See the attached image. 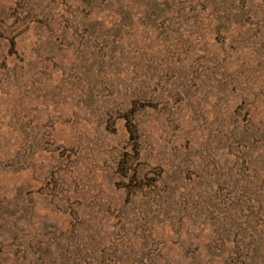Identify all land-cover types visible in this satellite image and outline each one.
Listing matches in <instances>:
<instances>
[{
	"label": "rangeland",
	"instance_id": "obj_1",
	"mask_svg": "<svg viewBox=\"0 0 264 264\" xmlns=\"http://www.w3.org/2000/svg\"><path fill=\"white\" fill-rule=\"evenodd\" d=\"M0 264H264V0H0Z\"/></svg>",
	"mask_w": 264,
	"mask_h": 264
}]
</instances>
